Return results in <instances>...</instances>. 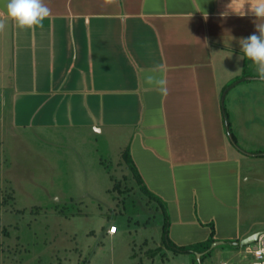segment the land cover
<instances>
[{
  "label": "crops",
  "instance_id": "obj_1",
  "mask_svg": "<svg viewBox=\"0 0 264 264\" xmlns=\"http://www.w3.org/2000/svg\"><path fill=\"white\" fill-rule=\"evenodd\" d=\"M45 2L51 13L43 27L21 30L0 16V105L11 126L67 133L81 144L101 139L129 165L127 154L138 187L152 194L142 190L156 210H167L162 245L176 254H201L204 264L209 250L169 244L194 246L214 233L217 245L240 249L236 242L264 232L242 202L249 177L239 153L256 154L229 148L243 119L234 124L229 113H254L264 97V80L238 43L256 32L255 18H221L230 0ZM160 64L166 95L145 82ZM231 256L221 264L241 263L236 251Z\"/></svg>",
  "mask_w": 264,
  "mask_h": 264
},
{
  "label": "rangeland",
  "instance_id": "obj_2",
  "mask_svg": "<svg viewBox=\"0 0 264 264\" xmlns=\"http://www.w3.org/2000/svg\"><path fill=\"white\" fill-rule=\"evenodd\" d=\"M226 104L229 113V99ZM254 109L229 113L234 124L243 116L238 144L229 148L256 154L239 153L249 177L242 202L250 208L247 218L258 222L264 221V97ZM89 143L67 133L15 129L0 105V264H201L197 253L162 245L163 210L148 200L116 149L101 139ZM111 225L117 233L108 232ZM214 242L204 264L231 262L234 251L240 264L254 259L244 246Z\"/></svg>",
  "mask_w": 264,
  "mask_h": 264
},
{
  "label": "clouds",
  "instance_id": "obj_3",
  "mask_svg": "<svg viewBox=\"0 0 264 264\" xmlns=\"http://www.w3.org/2000/svg\"><path fill=\"white\" fill-rule=\"evenodd\" d=\"M197 11L201 12L204 19L207 20L208 13L203 7ZM50 13L51 9L45 0H7L6 11L0 13V16H6L21 30H29L37 26L43 27V21ZM229 15H236L241 18L253 16L255 18L256 32L246 38L241 37L238 43L244 57L251 60L255 66L257 78L264 80V0H230L225 6V11L220 13L221 18H226ZM4 28L5 20L0 19V31H3ZM165 73L166 66L160 64L146 75L145 82L158 88L162 94L166 95L168 89Z\"/></svg>",
  "mask_w": 264,
  "mask_h": 264
},
{
  "label": "trees",
  "instance_id": "obj_4",
  "mask_svg": "<svg viewBox=\"0 0 264 264\" xmlns=\"http://www.w3.org/2000/svg\"><path fill=\"white\" fill-rule=\"evenodd\" d=\"M226 117H227V113H225ZM227 120V118H226ZM126 156V159H128L129 161V167L134 171V176L136 177V179L138 181H141V178L136 170V167L132 164L131 160H129V157L127 154H125ZM142 190L152 196V194H150V192L146 189L145 186H142ZM165 210V223H164V226H163V242L165 244H168V228H169V220H168V213H167V210L164 208ZM213 241H216L215 238H214V233L211 234L210 236V239L207 240L206 242H203V243H200L198 245H194V246H188V247H178V246H175L174 244H169L171 247H173L175 250L177 251H190V250H196V249H200V250H206L207 248H209V244L212 243ZM205 254L202 256V259L204 258Z\"/></svg>",
  "mask_w": 264,
  "mask_h": 264
},
{
  "label": "built area",
  "instance_id": "obj_5",
  "mask_svg": "<svg viewBox=\"0 0 264 264\" xmlns=\"http://www.w3.org/2000/svg\"><path fill=\"white\" fill-rule=\"evenodd\" d=\"M118 231L116 225H111L108 229L110 234H115ZM246 250L249 254L253 255V261L250 264H264V232H261L258 239L246 246ZM223 264H228L224 262Z\"/></svg>",
  "mask_w": 264,
  "mask_h": 264
},
{
  "label": "water",
  "instance_id": "obj_6",
  "mask_svg": "<svg viewBox=\"0 0 264 264\" xmlns=\"http://www.w3.org/2000/svg\"><path fill=\"white\" fill-rule=\"evenodd\" d=\"M260 233H261L260 231L255 232V233L251 234L250 236H247L246 238L242 239L240 242H236V244H239L240 246L250 245L258 239V236L260 235ZM217 244H218V242H214L213 246H215ZM199 260H200V263H202L201 254H199Z\"/></svg>",
  "mask_w": 264,
  "mask_h": 264
}]
</instances>
